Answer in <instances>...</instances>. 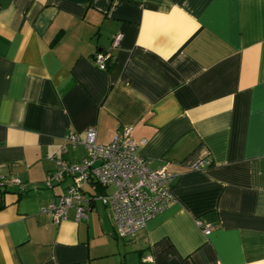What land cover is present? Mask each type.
Instances as JSON below:
<instances>
[{"label": "crops", "instance_id": "1", "mask_svg": "<svg viewBox=\"0 0 264 264\" xmlns=\"http://www.w3.org/2000/svg\"><path fill=\"white\" fill-rule=\"evenodd\" d=\"M127 127L167 209L127 238L100 202L42 213L85 157L64 138ZM0 176V264H264V0H0Z\"/></svg>", "mask_w": 264, "mask_h": 264}, {"label": "built area", "instance_id": "2", "mask_svg": "<svg viewBox=\"0 0 264 264\" xmlns=\"http://www.w3.org/2000/svg\"><path fill=\"white\" fill-rule=\"evenodd\" d=\"M121 38L120 34L114 35L111 46L116 47ZM107 56L103 52L94 54L93 63L98 70H106ZM79 143L85 149V157L74 164L55 159L56 167L44 182L46 187H50L66 177L71 178L65 194L41 209L54 223L65 220L70 208L74 209L76 221L86 218L91 206L100 202L111 210L118 236L127 238L174 201L171 193L174 175L163 167L151 168V160L137 153L138 145L145 144V141L135 143L130 127L123 128L105 145L97 144L94 128H88L82 138L69 134L64 138L62 151L67 145L75 148ZM95 163L99 165L93 166ZM202 165L203 161L194 162L190 169L198 170ZM8 183L22 188L19 179L0 176V191ZM85 185L93 193L86 195L83 191ZM98 189L104 192L97 193ZM202 230L204 234L209 233L208 227Z\"/></svg>", "mask_w": 264, "mask_h": 264}, {"label": "trees", "instance_id": "3", "mask_svg": "<svg viewBox=\"0 0 264 264\" xmlns=\"http://www.w3.org/2000/svg\"><path fill=\"white\" fill-rule=\"evenodd\" d=\"M97 52H103V51H97ZM103 53H105V52H103ZM106 54V53H105ZM108 55V54H107ZM94 56V55H93ZM111 65V56L110 55H108L107 57H106V70L108 69V67ZM106 70H104V71H106ZM0 195H1V193H0ZM0 208H2V205H1V198H0Z\"/></svg>", "mask_w": 264, "mask_h": 264}, {"label": "water", "instance_id": "4", "mask_svg": "<svg viewBox=\"0 0 264 264\" xmlns=\"http://www.w3.org/2000/svg\"><path fill=\"white\" fill-rule=\"evenodd\" d=\"M97 165H99V163H95L93 166H97Z\"/></svg>", "mask_w": 264, "mask_h": 264}]
</instances>
